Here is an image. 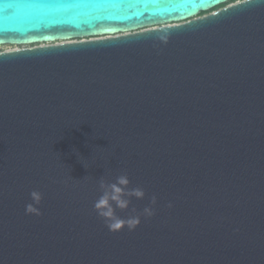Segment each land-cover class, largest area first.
<instances>
[{"label": "water", "instance_id": "1", "mask_svg": "<svg viewBox=\"0 0 264 264\" xmlns=\"http://www.w3.org/2000/svg\"><path fill=\"white\" fill-rule=\"evenodd\" d=\"M230 1L0 0V46L48 43L0 52V264H264V0ZM121 174L117 217L157 203L113 234Z\"/></svg>", "mask_w": 264, "mask_h": 264}, {"label": "clouds", "instance_id": "2", "mask_svg": "<svg viewBox=\"0 0 264 264\" xmlns=\"http://www.w3.org/2000/svg\"><path fill=\"white\" fill-rule=\"evenodd\" d=\"M160 43L167 45L168 39L161 37ZM98 189L102 195L94 203L93 210L98 218L105 221L104 226L110 233H119L125 228L132 232L140 226L141 216L146 220H150L155 215L152 210L157 203L155 196L150 200V207L144 208L142 213H137L136 209L133 208L128 219H120L115 215V210L117 209L120 211L128 210L131 199L143 200L145 197L144 191L139 187L128 190L129 179L126 174L119 175L114 183H108L104 179H100ZM29 195L32 204L25 206V215L40 217L41 212L38 209L42 196L36 191L31 192ZM113 205H115V209ZM167 207L170 209L172 205L169 204Z\"/></svg>", "mask_w": 264, "mask_h": 264}, {"label": "rangeland", "instance_id": "3", "mask_svg": "<svg viewBox=\"0 0 264 264\" xmlns=\"http://www.w3.org/2000/svg\"><path fill=\"white\" fill-rule=\"evenodd\" d=\"M239 1H241V0H232V1L228 2L225 5H222L221 7H218V8H216V9H214L212 11H209L207 13H203L201 16H205V15L211 13V12H214V11L219 10L222 7H225V6H228V5L237 3ZM100 37H102V36H100ZM84 39H91V38L71 39V40H68V41H78V40H84ZM62 42H64V41H57L55 43H62ZM46 44H48V43H35V44H23V45L4 44V45H1L0 46V52H3V51H12V50L23 49V48H32V47L46 45Z\"/></svg>", "mask_w": 264, "mask_h": 264}]
</instances>
